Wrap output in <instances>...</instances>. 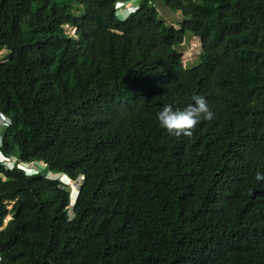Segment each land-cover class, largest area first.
<instances>
[{"label": "trees", "instance_id": "1", "mask_svg": "<svg viewBox=\"0 0 264 264\" xmlns=\"http://www.w3.org/2000/svg\"><path fill=\"white\" fill-rule=\"evenodd\" d=\"M116 1L0 0L2 150L46 164L0 162V264H264V0H164L180 28ZM193 94L212 118L169 135Z\"/></svg>", "mask_w": 264, "mask_h": 264}, {"label": "clouds", "instance_id": "2", "mask_svg": "<svg viewBox=\"0 0 264 264\" xmlns=\"http://www.w3.org/2000/svg\"><path fill=\"white\" fill-rule=\"evenodd\" d=\"M156 2H157V0L154 1V5H156ZM141 3H142V0H117L115 3V6H114L115 14L117 16V12L119 10V11H121L120 14H122V15L124 14L125 15L124 19H126L127 16L132 11L141 7ZM124 19H118V20H124ZM178 23L180 24V27H181V21L180 20H178ZM66 25L73 28L74 36H75L76 35V27L70 26L69 24H65V26ZM173 26L176 27L175 25H173ZM180 27H176V28H180ZM196 37H199V36H196ZM201 43H202V47H203V40L202 39H201ZM202 47H201V51H202ZM0 49H6V48L0 47ZM7 52L8 51L6 49V54H7ZM177 53H182V55L181 54L176 55ZM177 53L175 55L180 57V58H182L184 56L183 52L178 51ZM182 63H183V61H182ZM185 66H187V65H185ZM188 67H190V65H188ZM190 100H191V102L187 103L183 107H174V105L171 103L164 104L155 113V119H156L159 127L162 130H164L165 132H167L169 135H172V136H180V135L189 136V135H191L192 129L202 119L208 120V119L212 118L213 113L210 110L208 103H207V101L203 95L193 94L190 97ZM11 123H12L11 119L9 117H7L4 113L0 112V126H5V125L8 126ZM2 145H3V136H2V133H0V162H3L4 165H6V167L13 168L14 166H18L19 168L25 170L29 174L39 173L42 169H44L46 167V164L43 161H38V162L25 161V160L18 159V157L15 155L5 154L2 150ZM6 160L11 161L13 163V165L11 166V165L5 163ZM49 173L55 174L56 177H60V178L62 176L66 177L67 179H69L70 183L67 180H64L62 178L61 179L57 178V179L61 180L63 183L69 185L70 187H71V185H75L76 191L73 193L71 190V206L73 207L75 202H76V199L78 197V194H79L78 185L81 182L83 177L78 178V179H74L73 177H71L70 175H68L67 173H64V172L54 173V172L50 171ZM47 176L49 178H52L49 175H47ZM255 179L257 181L264 180V172L257 171L255 173ZM71 212L73 213L72 208H71ZM0 261H1V252H0Z\"/></svg>", "mask_w": 264, "mask_h": 264}, {"label": "rangeland", "instance_id": "3", "mask_svg": "<svg viewBox=\"0 0 264 264\" xmlns=\"http://www.w3.org/2000/svg\"><path fill=\"white\" fill-rule=\"evenodd\" d=\"M156 6H157V9H158L161 17L166 20V23H168L170 25H175L176 27H180L178 20L183 21V18H184L181 9H179V10L172 9L168 5V3L165 2L164 0H157ZM120 12L121 11L118 10L117 16H116L117 19H124L125 15L120 14ZM65 27L67 28V31L69 33L74 35L73 28H71L67 25ZM201 47H202L201 39L199 37L194 36L191 32L187 31V34L185 36V40H184L183 44L178 47V50L180 52L184 53V56L182 57L183 64L187 65V66L190 65V67L199 64L201 62V58H200ZM5 54H6V49H0V59ZM48 175L54 179H57V178L61 179L62 178V179L67 180L69 182V179H67L64 176H62L60 178V177H56V175L52 174V173H49ZM70 188H71L73 193L76 191L75 185H71ZM9 207H11V203L9 204ZM71 215H73L72 212H71ZM10 218H11L10 215L7 216L5 223Z\"/></svg>", "mask_w": 264, "mask_h": 264}, {"label": "built area", "instance_id": "4", "mask_svg": "<svg viewBox=\"0 0 264 264\" xmlns=\"http://www.w3.org/2000/svg\"><path fill=\"white\" fill-rule=\"evenodd\" d=\"M5 163H7V164H9L11 166L13 165V163L11 161H9V160H6Z\"/></svg>", "mask_w": 264, "mask_h": 264}, {"label": "water", "instance_id": "5", "mask_svg": "<svg viewBox=\"0 0 264 264\" xmlns=\"http://www.w3.org/2000/svg\"><path fill=\"white\" fill-rule=\"evenodd\" d=\"M180 54L182 55V53H177L176 55H180Z\"/></svg>", "mask_w": 264, "mask_h": 264}]
</instances>
